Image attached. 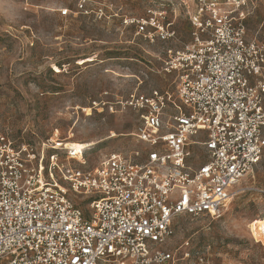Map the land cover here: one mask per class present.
<instances>
[{"label":"built area","instance_id":"1","mask_svg":"<svg viewBox=\"0 0 264 264\" xmlns=\"http://www.w3.org/2000/svg\"><path fill=\"white\" fill-rule=\"evenodd\" d=\"M251 13L248 0L194 1L191 40L163 59L175 89L125 101L142 148L88 167L62 142L46 155L0 133V264H211L172 239L182 216H221L263 157L264 42L247 36ZM132 22L146 38L176 35ZM250 231L264 246V213Z\"/></svg>","mask_w":264,"mask_h":264},{"label":"rangeland","instance_id":"2","mask_svg":"<svg viewBox=\"0 0 264 264\" xmlns=\"http://www.w3.org/2000/svg\"><path fill=\"white\" fill-rule=\"evenodd\" d=\"M194 1L0 0V133L46 155L54 141L84 143L88 167L142 148L133 135L139 116L125 101L175 89L163 59L191 40ZM248 1L247 36L264 42V0ZM148 17L170 24L175 37L137 34L132 21ZM192 149L196 164L207 159ZM235 190L219 217L178 218L172 245L189 241L211 264H264L250 231L264 213V154Z\"/></svg>","mask_w":264,"mask_h":264},{"label":"bare ground","instance_id":"3","mask_svg":"<svg viewBox=\"0 0 264 264\" xmlns=\"http://www.w3.org/2000/svg\"><path fill=\"white\" fill-rule=\"evenodd\" d=\"M67 148H71V150H75L76 153H82L83 148L86 147V145L84 143H80V142H70L66 144ZM80 156V155H79ZM231 202V198L228 201V204ZM254 235L256 238L259 237V234L254 230Z\"/></svg>","mask_w":264,"mask_h":264}]
</instances>
